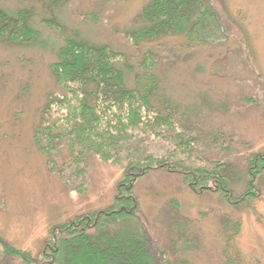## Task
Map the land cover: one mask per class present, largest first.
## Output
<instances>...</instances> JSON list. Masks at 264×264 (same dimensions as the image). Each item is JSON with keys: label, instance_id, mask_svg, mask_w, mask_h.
I'll list each match as a JSON object with an SVG mask.
<instances>
[{"label": "trees", "instance_id": "trees-1", "mask_svg": "<svg viewBox=\"0 0 264 264\" xmlns=\"http://www.w3.org/2000/svg\"><path fill=\"white\" fill-rule=\"evenodd\" d=\"M62 3L64 0L43 3L51 16L40 21L61 34L63 46L51 65L57 91L49 95L42 110L36 143L48 157L51 170L76 181L87 179L96 160L118 165L123 175L113 204L54 227L40 259L0 238V264H196L185 255L198 250L192 231L201 226L207 213L186 220L175 211L167 219L174 236L173 250H163L140 213L135 183L160 171L179 174L183 186L199 194H215L228 206L259 197L264 155L244 152L234 166L228 160L234 152L226 155L221 144L226 137L196 129L198 137L188 123L193 108L173 101L164 88L166 54L179 51L178 46L211 49L226 40L212 0H148L124 33L128 51L119 52L68 35L57 19ZM36 13L34 7L16 12L0 9V39L21 44L38 41ZM199 138L201 167L196 154ZM205 138L210 139V148H219L220 156L203 150ZM159 143H165L161 155L154 152ZM58 156L61 159L56 164ZM237 170L241 177H234ZM238 212L221 222L219 264H255L236 250L242 225Z\"/></svg>", "mask_w": 264, "mask_h": 264}, {"label": "rangeland", "instance_id": "rangeland-1", "mask_svg": "<svg viewBox=\"0 0 264 264\" xmlns=\"http://www.w3.org/2000/svg\"><path fill=\"white\" fill-rule=\"evenodd\" d=\"M46 2L0 0V9L5 11L34 7V24L40 32L38 41L30 44L0 39V238L37 260L54 227L82 214L107 210L123 175L118 165L96 160L89 167L87 179L76 181L51 170L48 157L36 143L42 110L49 95L57 91L51 65L63 46L61 34L40 21L51 16L43 8ZM147 2L64 0L57 9V19L68 35H79L89 43L108 45L118 52L128 51L124 33ZM212 3L226 40L211 49L178 46L179 51L166 54L162 65L164 88L173 101L193 108L188 123L198 137L201 135L196 129L226 137L221 144L226 155L234 152V158L228 160L236 166L244 152L264 155V0ZM198 102L201 105H196ZM200 138L196 154L197 166L201 167ZM202 144L209 155L220 156L219 148L209 147L210 139H203ZM163 145L159 143L154 152L163 154ZM60 159H55L56 164ZM239 173L237 170L234 177H241ZM181 181L179 174L156 171L135 183L140 213L159 247L173 250L174 236L167 219L175 211L186 220L207 213L199 222L201 226L192 231L198 250L185 257L196 264H219L221 222L239 211L242 225L236 250L245 261L264 264V174L259 180V197L238 206L226 205L215 194L193 192ZM79 185L82 187L75 191Z\"/></svg>", "mask_w": 264, "mask_h": 264}]
</instances>
